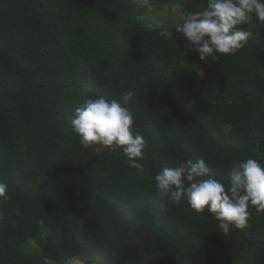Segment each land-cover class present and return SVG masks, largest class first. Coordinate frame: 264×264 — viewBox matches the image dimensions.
<instances>
[{
    "label": "trees",
    "instance_id": "trees-1",
    "mask_svg": "<svg viewBox=\"0 0 264 264\" xmlns=\"http://www.w3.org/2000/svg\"><path fill=\"white\" fill-rule=\"evenodd\" d=\"M164 1L0 0V264H264V214L223 234L154 188L184 158L225 181L235 160L264 164V23L202 61L175 25L206 0ZM125 90L142 171L70 124L87 98Z\"/></svg>",
    "mask_w": 264,
    "mask_h": 264
},
{
    "label": "clouds",
    "instance_id": "clouds-1",
    "mask_svg": "<svg viewBox=\"0 0 264 264\" xmlns=\"http://www.w3.org/2000/svg\"><path fill=\"white\" fill-rule=\"evenodd\" d=\"M144 6L147 0H133ZM253 19L264 23V0H206L197 11L183 15L175 25L183 42L200 60L216 55H232L241 49L252 33L243 26ZM160 35H166L161 32ZM135 93L125 90L118 97L87 98L73 109L72 130L83 148L121 150L130 168L142 171L145 138L134 128L130 102ZM227 180L217 178L203 157L182 159L177 166L164 167L154 176L155 194L169 205L185 202L197 214L207 211L223 234L234 227L244 229L254 208L264 214V164L247 157L233 161L225 170ZM8 185L0 182V197Z\"/></svg>",
    "mask_w": 264,
    "mask_h": 264
},
{
    "label": "rangeland",
    "instance_id": "rangeland-1",
    "mask_svg": "<svg viewBox=\"0 0 264 264\" xmlns=\"http://www.w3.org/2000/svg\"><path fill=\"white\" fill-rule=\"evenodd\" d=\"M162 5H161V7L160 8H164L165 6H164V4L166 3L164 0H162ZM167 6V5H166ZM159 12L160 13H164V11L163 10H159ZM168 17H167V21H169V20H171V19H174L175 18V16H174V10L172 9V8H169L168 9Z\"/></svg>",
    "mask_w": 264,
    "mask_h": 264
}]
</instances>
